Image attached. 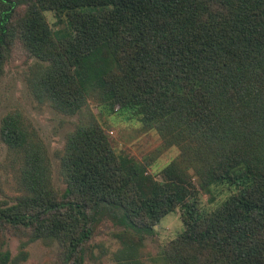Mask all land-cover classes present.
<instances>
[{
	"label": "trees",
	"instance_id": "trees-1",
	"mask_svg": "<svg viewBox=\"0 0 264 264\" xmlns=\"http://www.w3.org/2000/svg\"><path fill=\"white\" fill-rule=\"evenodd\" d=\"M17 50L36 61L30 88L59 114L95 103L178 156L159 181L146 177L88 111L66 136L58 192L33 134L5 116L0 141L23 194L0 204V250L6 234H20L56 241L59 264H84L109 211L133 261L178 209L183 229L152 264H264V0H0V76ZM214 187L232 190L203 209L199 196L211 202Z\"/></svg>",
	"mask_w": 264,
	"mask_h": 264
},
{
	"label": "rangeland",
	"instance_id": "rangeland-1",
	"mask_svg": "<svg viewBox=\"0 0 264 264\" xmlns=\"http://www.w3.org/2000/svg\"><path fill=\"white\" fill-rule=\"evenodd\" d=\"M49 25L54 22L52 13H45ZM36 61L17 50L8 58L0 76V123L5 116L19 119L23 127L33 134L44 152L49 165V184L58 192L64 189L60 173V155L67 134L83 119L87 112L104 130L107 139L116 152H121L145 166L146 177L160 180L159 173L178 156L176 148L164 149L158 136L152 131H143L134 121H125L116 114L105 113L95 103L88 102L86 111L73 116H64L37 97L29 84L35 73ZM30 82V83H29ZM19 163L14 155L0 141V204L10 206L23 194L19 185ZM232 190V189H231ZM231 190L214 187L211 202L208 195L201 194L198 199L203 209H212ZM183 229L180 210L164 216L153 228L150 235H145L135 253V260L122 251L123 227L117 223V213L109 211L100 215L89 242V250L83 257L84 264H152L157 253L172 241ZM4 248L8 259L5 264H59V245L56 241L26 242L20 234L5 235ZM24 244L22 248L21 244Z\"/></svg>",
	"mask_w": 264,
	"mask_h": 264
}]
</instances>
